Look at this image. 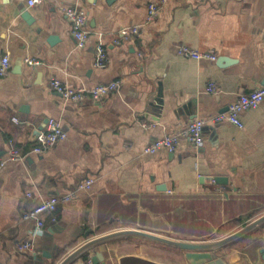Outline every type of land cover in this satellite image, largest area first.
<instances>
[{"label":"crops","instance_id":"0c3cea01","mask_svg":"<svg viewBox=\"0 0 264 264\" xmlns=\"http://www.w3.org/2000/svg\"><path fill=\"white\" fill-rule=\"evenodd\" d=\"M151 4L158 8L152 18ZM68 7L87 13L84 49L72 35ZM98 47L109 59L102 67ZM183 47L217 60L182 56ZM5 56L0 264H60L89 240L122 229L212 241L264 215V102L241 113L243 129L209 122L264 87V0H45L31 8L26 0H0V62ZM53 79L120 86L102 100L74 103L51 88ZM198 119L208 122L201 147L181 140L172 153L144 154ZM49 120L68 136L35 154L34 133ZM13 151L26 158L9 160ZM89 178L91 189L46 214L43 233L33 237L36 222L23 215ZM26 243L31 248L23 249ZM263 249L264 225L217 254L227 264H264ZM71 264L188 263L182 250L128 237Z\"/></svg>","mask_w":264,"mask_h":264},{"label":"built area","instance_id":"2783aa9c","mask_svg":"<svg viewBox=\"0 0 264 264\" xmlns=\"http://www.w3.org/2000/svg\"><path fill=\"white\" fill-rule=\"evenodd\" d=\"M45 0H26L28 7H34L43 3ZM158 13V8L155 4H151L149 7L150 18L155 17ZM65 16L69 21L72 28V35L76 41L78 49H84L90 40V31L88 30V17L87 13L83 9L77 7H68L65 9ZM131 33L130 30H123L122 34L128 36ZM182 56L192 58L195 60H211L216 61L217 56L213 52L202 53L198 51H192L185 47L180 49ZM108 55L102 47L97 48L96 65L99 67L104 66L108 62ZM29 65H35L37 62L28 60ZM10 59L8 56L2 58L0 62V77H4L9 73ZM119 82H111L108 84H101L96 87L88 88L83 85L72 86L67 83H63L57 79L51 81V88L59 92L66 101L74 103H82L87 100L99 101L107 98L109 95L116 92L119 88ZM264 102V87L258 88L250 94L241 95L235 103L229 106L228 110L224 113L216 115L210 119V123L218 125L223 122H229L234 126L243 129L244 123L241 120V113L253 109H257ZM16 122L17 119H14ZM207 121L195 120L190 122L182 131L165 136L164 138L156 141L144 149V154L155 153L161 149H165L169 152H174L177 145L181 140H186L196 147L203 145V130L207 125ZM67 133L64 131L61 123L56 120H49L46 127L41 131L37 139V143L33 148L35 154H44L47 151L54 148L60 141L67 138ZM26 155H22L19 151L11 152L9 160L19 161L24 160ZM5 162L0 163V170L4 167ZM94 180L92 178L84 181L77 190L71 191L64 195L53 196L48 200L36 205L30 211L23 215V220H34L36 222V230L33 233V237H37L43 233L44 229V216L46 214L56 211L57 207L62 203H69L77 197L79 190H89L93 186ZM23 249L31 248L30 243H26L22 246Z\"/></svg>","mask_w":264,"mask_h":264},{"label":"water","instance_id":"95a60500","mask_svg":"<svg viewBox=\"0 0 264 264\" xmlns=\"http://www.w3.org/2000/svg\"><path fill=\"white\" fill-rule=\"evenodd\" d=\"M23 17L25 18V20L28 21L29 24H32L35 21V19H33L29 14H24ZM42 129L43 128H40L35 131L34 134L37 139L41 134ZM217 182L219 181L217 180ZM262 225H264V215L255 219L254 221L250 222L249 224L235 231L234 233L221 239L212 241L181 240L162 236L141 229H122L89 240L84 245H82L70 255H68L60 264H71L84 253L88 252L93 248H96L100 245L106 244L116 239L128 237L140 238L170 248L182 250L185 252V259L188 264H227L226 261L217 254V251L243 238L244 236L253 232ZM261 253L264 259V249L261 251ZM96 260L97 259L94 258L95 262Z\"/></svg>","mask_w":264,"mask_h":264},{"label":"trees","instance_id":"16d2710c","mask_svg":"<svg viewBox=\"0 0 264 264\" xmlns=\"http://www.w3.org/2000/svg\"><path fill=\"white\" fill-rule=\"evenodd\" d=\"M235 226H236V225L233 223V224H231V225L229 226V228H230V227H231V228H235ZM231 228H230V229H231Z\"/></svg>","mask_w":264,"mask_h":264}]
</instances>
